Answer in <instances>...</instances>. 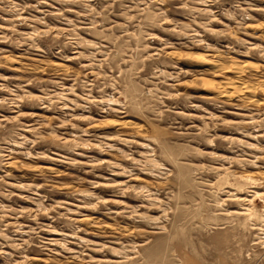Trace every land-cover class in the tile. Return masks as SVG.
Wrapping results in <instances>:
<instances>
[{
    "label": "rangeland",
    "instance_id": "obj_1",
    "mask_svg": "<svg viewBox=\"0 0 264 264\" xmlns=\"http://www.w3.org/2000/svg\"><path fill=\"white\" fill-rule=\"evenodd\" d=\"M263 79L264 0H0V264H264Z\"/></svg>",
    "mask_w": 264,
    "mask_h": 264
},
{
    "label": "bare ground",
    "instance_id": "obj_2",
    "mask_svg": "<svg viewBox=\"0 0 264 264\" xmlns=\"http://www.w3.org/2000/svg\"><path fill=\"white\" fill-rule=\"evenodd\" d=\"M249 64V63H248ZM227 66V65H226ZM230 66H231V64H230ZM229 66V67H230ZM225 67V66H224ZM228 68V67H227ZM227 68H226V71H228L227 70ZM230 70L232 69V67H230L229 68ZM233 69H235V71L237 72V73H241L242 71H243V69L239 66V65H235L234 66V68ZM231 71H233V70H231ZM241 76V75H240ZM230 77V76H229ZM239 78V77H238ZM241 79V78H240ZM239 79V80H240ZM226 80V79H225ZM236 81V82H235ZM260 81V80H259ZM242 82V81H241ZM244 82V81H243ZM245 83V82H244ZM243 83V84H244ZM241 84V83H238L237 82V79H227V81H224L223 80V82H222V85L221 86H223V87H229L230 88V90H229V88H228V92H232V93H237V95L238 96H240V97H251L253 94H254V92H255V87L253 88L252 86H250L249 84ZM261 86L263 87V90H264V79L262 80V82H261ZM222 89V88H221ZM223 90V89H222ZM221 90V91H222ZM224 91V90H223ZM231 94V93H230ZM224 96V95H223ZM254 96V95H253ZM226 98H227V96H226ZM239 99V98H238Z\"/></svg>",
    "mask_w": 264,
    "mask_h": 264
}]
</instances>
